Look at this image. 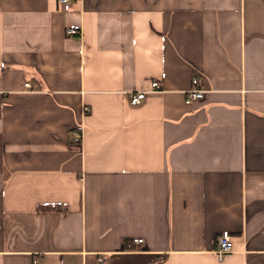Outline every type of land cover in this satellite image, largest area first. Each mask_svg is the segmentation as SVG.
Masks as SVG:
<instances>
[{
  "label": "crops",
  "instance_id": "crops-1",
  "mask_svg": "<svg viewBox=\"0 0 264 264\" xmlns=\"http://www.w3.org/2000/svg\"><path fill=\"white\" fill-rule=\"evenodd\" d=\"M71 4L0 0V264H264V0Z\"/></svg>",
  "mask_w": 264,
  "mask_h": 264
},
{
  "label": "built area",
  "instance_id": "built-area-1",
  "mask_svg": "<svg viewBox=\"0 0 264 264\" xmlns=\"http://www.w3.org/2000/svg\"><path fill=\"white\" fill-rule=\"evenodd\" d=\"M72 0H59L61 4H63L65 10H69L72 6L71 4ZM67 33L70 35H78L79 34V29L77 28H69L67 30ZM32 84L27 82L26 87L31 88ZM152 90H160L161 85L158 81H154L152 83ZM147 92L144 90H140L137 92H131L130 97H131V102L136 105L142 102V100L146 97ZM204 96V90L200 87V79L198 77L194 78L193 80V88L190 89L187 93V102H193L195 100L201 99ZM90 108L88 106H85L84 111L89 112ZM69 135L73 138L74 141L76 142H82L83 139V134L79 130H71ZM136 242H142V238H137L135 239ZM218 245L219 248L216 251L219 258L222 259L223 255L225 253L230 252L233 249V242L231 239V234L228 230H225L222 232V234L219 237L218 240ZM100 260H103V258H100Z\"/></svg>",
  "mask_w": 264,
  "mask_h": 264
},
{
  "label": "trees",
  "instance_id": "trees-1",
  "mask_svg": "<svg viewBox=\"0 0 264 264\" xmlns=\"http://www.w3.org/2000/svg\"><path fill=\"white\" fill-rule=\"evenodd\" d=\"M64 206L62 205H40L38 206L39 210L41 209H44V210H62L64 211L63 209Z\"/></svg>",
  "mask_w": 264,
  "mask_h": 264
},
{
  "label": "rangeland",
  "instance_id": "rangeland-1",
  "mask_svg": "<svg viewBox=\"0 0 264 264\" xmlns=\"http://www.w3.org/2000/svg\"><path fill=\"white\" fill-rule=\"evenodd\" d=\"M224 231H225V230H224ZM228 231H229V230H228ZM221 234H222V232H221ZM221 234H220V235H221ZM230 234H231V233H230ZM220 235H219V237H220ZM219 237H218V240H219ZM231 239H232V236H231ZM232 242H233V240H232ZM218 248H219V245H218L216 251L218 250ZM232 250H233V249H232ZM232 250H231V251H232ZM231 251H230V252H231ZM228 253H229V252H228ZM226 254H227V253H225V254L223 255V257H224Z\"/></svg>",
  "mask_w": 264,
  "mask_h": 264
}]
</instances>
